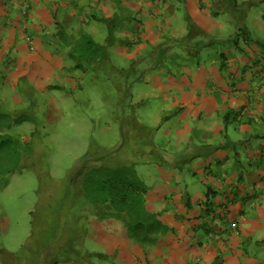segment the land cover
Returning a JSON list of instances; mask_svg holds the SVG:
<instances>
[{
	"label": "crops",
	"instance_id": "0c3cea01",
	"mask_svg": "<svg viewBox=\"0 0 264 264\" xmlns=\"http://www.w3.org/2000/svg\"><path fill=\"white\" fill-rule=\"evenodd\" d=\"M54 40H104L112 48L121 40L125 57L136 55L131 70L112 67L134 100L120 126L136 133L143 155L132 166L139 173L140 164H152L142 170L154 180L147 208L170 232L147 248L121 220L97 211L93 221L81 178L70 187L56 182L54 190L66 193L49 190V198L58 194L56 225L42 218V231L31 235L34 261L49 264L59 241L66 257L57 264H97L96 256L118 264H264V0H0V136L31 140L46 119L59 122L65 107L49 87L89 88L71 72L69 47L55 52ZM41 85L53 111L38 113L37 122V108L25 101ZM5 113L13 120L2 122ZM151 125H160L156 148L145 146ZM76 200L81 205L69 213ZM81 221L102 247L85 244L87 231L82 244L68 246L64 223ZM94 222L104 228L93 230Z\"/></svg>",
	"mask_w": 264,
	"mask_h": 264
},
{
	"label": "rangeland",
	"instance_id": "374dc122",
	"mask_svg": "<svg viewBox=\"0 0 264 264\" xmlns=\"http://www.w3.org/2000/svg\"><path fill=\"white\" fill-rule=\"evenodd\" d=\"M60 34L64 37L63 31ZM116 41V46L112 48L114 42H111L109 46L104 40H100V43L95 40H54L55 52L60 48L69 47L66 57L68 64L73 66L71 72L80 79L84 78L89 88L81 89L78 82L73 84L76 85L73 91L70 90L69 85L49 87L53 90V95L60 96L58 101L65 107V114L59 119V122L46 119L45 127H38L44 129V132L36 133L31 140H26L22 135L24 140L10 139L0 142V169L4 170V172L0 170V183L4 184L0 200L5 209L4 216L0 215V223H4V228H0V264H39V261H34L36 252L39 250L38 240L30 237L32 234L38 236L42 231V218H50L49 225L54 227L56 225L52 214L57 207V195L60 191L66 193L60 187L54 190L56 182L59 185L62 184L63 187L66 185L70 187L74 179L81 178L90 186H88L89 189H92L95 185L93 179L96 184L100 183L106 177L115 175L119 169L125 170L122 173L127 174L130 178H132L133 172H136V167L132 166L134 157L135 155L143 157L142 154H136L138 149L136 133H131L125 127L121 129L120 126L121 119L130 121L133 113L131 105L134 100H130L131 97H128L124 73H115L112 67L116 65L125 71L131 70V66L137 63V57L133 53L127 59L125 46L121 40ZM122 52L125 55H122ZM160 54L163 55L164 52ZM4 69L7 70L6 67ZM84 74L88 76L85 78ZM21 85H23L22 82ZM41 86L43 88L30 87L31 91L28 93L30 97H33V100L25 101L37 108L35 116L37 122L43 120V115L39 116L38 113H52L53 111L49 107L53 95L45 85ZM23 88L27 87L23 86ZM24 95L28 98L26 94ZM63 97H70L71 101L66 102ZM7 115L9 114L5 113L1 117L2 122L12 118ZM136 116L138 117V113ZM141 123L143 124V122ZM128 124L131 125L130 122ZM159 128L160 125L146 127L145 135L150 140V144L145 145L147 148H156L153 138L157 145L162 144L158 134L155 137ZM145 163L147 164L140 165L143 167L150 165L153 168L150 162ZM143 167H140V172L136 173L142 184L147 185V193L148 184L154 180L149 177V173L145 174L142 171ZM8 185L9 187H7ZM40 187H42L41 190ZM49 190L57 191L58 194L55 193V196L49 198ZM85 191L89 193L87 189ZM89 194L92 195V193ZM73 197L75 195L69 189V198ZM87 198L88 200L85 199L86 205L93 204V211H90V215L94 221L99 204H94L90 195ZM80 205L77 200L73 208L68 204L69 213H74V209ZM86 205L83 206L87 207ZM50 207H52V211H50ZM157 215L162 220V214L157 213ZM35 223L37 228L34 230ZM79 223H64L67 228L66 233L69 234L66 238L68 246L76 247L78 244H82L84 232L87 231L86 234L92 235V237L86 236L85 244L88 247H102L94 239V233L90 234L91 229L88 230L90 223L87 221ZM125 226L127 232H134L127 225ZM103 228L104 223L102 222H94L92 227L93 230H102ZM169 232L170 230L167 229L163 234ZM55 234L50 235L54 238ZM159 238L157 242H159ZM55 244L58 246L50 249V251H55L51 254L55 259L51 260L49 264H57L59 260L66 257L64 252L59 254L57 251L63 248V243L57 241ZM24 245L32 246L29 248L32 252L28 253V249L24 248ZM153 246L155 244L145 247ZM47 249L43 248L42 250L45 255L50 256ZM67 252L68 256L72 257V254ZM37 256L39 257L38 254ZM39 260L40 264H45L41 257ZM95 261L98 262L97 264H118L115 259L102 261L98 256Z\"/></svg>",
	"mask_w": 264,
	"mask_h": 264
},
{
	"label": "trees",
	"instance_id": "16d2710c",
	"mask_svg": "<svg viewBox=\"0 0 264 264\" xmlns=\"http://www.w3.org/2000/svg\"><path fill=\"white\" fill-rule=\"evenodd\" d=\"M10 139H13L10 135L0 136V142ZM123 171L125 170L119 169L115 175L106 177L97 184L93 179L95 185L92 189L84 182V188L92 193L86 195H90L94 204H99L97 210L100 217L121 220L134 231L132 233L144 246L157 244L159 236L168 229V226L160 220L157 213L148 210L145 198L147 185L142 184L137 170L135 169L137 173L133 172L131 175L132 178L122 173Z\"/></svg>",
	"mask_w": 264,
	"mask_h": 264
}]
</instances>
